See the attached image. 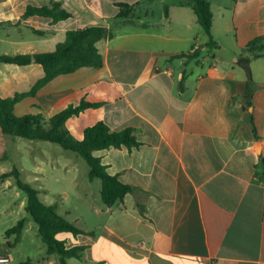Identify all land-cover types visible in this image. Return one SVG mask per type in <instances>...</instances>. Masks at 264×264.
<instances>
[{
  "label": "crops",
  "instance_id": "obj_1",
  "mask_svg": "<svg viewBox=\"0 0 264 264\" xmlns=\"http://www.w3.org/2000/svg\"><path fill=\"white\" fill-rule=\"evenodd\" d=\"M208 1L212 48L194 0H0V57L52 53L69 31H108L97 43L101 68L58 76L21 100L15 115L48 120L82 102L98 103L67 120L75 139L103 122L115 132L135 129L141 144L94 152L110 175L138 189L107 207L101 181L89 180L81 157L0 130V162L16 151L41 202L84 231L57 235L67 248H86L69 264H264V0ZM54 3L71 16H25L29 7ZM119 4L132 6L130 14L119 17ZM197 48L198 58L182 57ZM44 76L38 64L0 62V97L28 93ZM23 218L19 241L4 238L0 254L11 257L9 264H59L37 224Z\"/></svg>",
  "mask_w": 264,
  "mask_h": 264
},
{
  "label": "trees",
  "instance_id": "obj_2",
  "mask_svg": "<svg viewBox=\"0 0 264 264\" xmlns=\"http://www.w3.org/2000/svg\"><path fill=\"white\" fill-rule=\"evenodd\" d=\"M121 11L119 17L126 16L132 11V6L119 4ZM193 11L197 17V22L209 36V47L216 45L211 36L213 26V14L208 0H194ZM41 16L53 19L58 22L69 18L71 15L65 11L61 4L54 3L51 7L34 8L29 7L25 14L28 16ZM108 36L107 29L103 27H90L69 31L64 42L60 43L52 53L19 55L15 57L1 56L0 62L14 64L18 66H28L38 64L43 67L45 76L28 93L17 94L14 98L3 99L0 97V130L5 136L21 138L29 141L50 142L72 152L81 157L89 167V180L101 181V200L107 207H113L123 202L125 196L136 192L138 189L119 181L117 176H112L107 172L106 166L101 159L94 156L95 151H103L111 148H127L132 150L140 147V143L133 128H126L122 131H112L105 123L98 122L88 127L84 131L83 140H77L67 129L66 122L73 116H78L88 108L99 107L98 103L82 102L78 106H71L56 114L50 119H45L40 114H26L17 117L14 113L15 106L26 97H34L39 89L50 83L61 75H68L85 67L94 69L103 66V58L100 55L97 43ZM261 51L264 48H260ZM200 48L195 49L192 54L182 55L187 61L198 58ZM256 58L262 54L256 55ZM182 84V83H181ZM254 93L253 83L250 80L245 94L246 107L248 111L252 107V97ZM248 121L253 129L256 142L259 138L254 122V117L248 113ZM6 158L5 156L3 159ZM264 174V159L262 161ZM13 178L19 190L25 193L27 203L25 211L37 224L42 242L47 247L48 255H56L59 264H69V258H83L85 247L67 248L66 243L57 238L60 233H71L74 236L84 234V231L77 228L71 222L63 218L58 212L56 205H46L41 202L39 192L25 181L22 173L14 168L11 172L0 176V182ZM25 226V218L5 231V239L15 235V242H18ZM12 246L11 243H8ZM21 264H35V259L31 258Z\"/></svg>",
  "mask_w": 264,
  "mask_h": 264
},
{
  "label": "rangeland",
  "instance_id": "obj_3",
  "mask_svg": "<svg viewBox=\"0 0 264 264\" xmlns=\"http://www.w3.org/2000/svg\"><path fill=\"white\" fill-rule=\"evenodd\" d=\"M20 141H22L23 143H34V144L40 143L42 147L43 146L56 147L58 151H60L64 155H69L72 157L76 156V154L65 151L63 150L62 147L52 143H47L42 141L32 142L25 139H21ZM27 145H30V147H32V144H27ZM11 154L12 155L9 156L8 161L0 162V176L5 173H9L14 168H17L19 171H22L21 170L22 166L19 165V159L21 157L18 156L16 151H12ZM83 163H84L83 170L88 171V165L84 160ZM25 174L26 172H24V177ZM95 182L100 183L99 180H95ZM30 184L32 185L33 188L36 189L35 183H30ZM26 203H27V197L25 193L17 188L13 178H9L5 181L0 182V247L3 245L5 240L4 239L5 230L7 228H11L15 226L18 223V221L21 220L24 216L29 215L25 211ZM22 247L23 248L25 247V250L29 251L28 243H26L25 246Z\"/></svg>",
  "mask_w": 264,
  "mask_h": 264
},
{
  "label": "built area",
  "instance_id": "obj_4",
  "mask_svg": "<svg viewBox=\"0 0 264 264\" xmlns=\"http://www.w3.org/2000/svg\"><path fill=\"white\" fill-rule=\"evenodd\" d=\"M235 1V0H230ZM11 262V257L8 254H0V264H9Z\"/></svg>",
  "mask_w": 264,
  "mask_h": 264
},
{
  "label": "water",
  "instance_id": "obj_5",
  "mask_svg": "<svg viewBox=\"0 0 264 264\" xmlns=\"http://www.w3.org/2000/svg\"><path fill=\"white\" fill-rule=\"evenodd\" d=\"M242 65H243V67H244V69H245V71H246V73L248 75V78L251 79V69L249 67V62L248 61H244L242 63Z\"/></svg>",
  "mask_w": 264,
  "mask_h": 264
}]
</instances>
